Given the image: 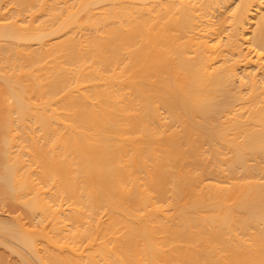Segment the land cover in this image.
<instances>
[{
	"label": "bare ground",
	"instance_id": "6f19581e",
	"mask_svg": "<svg viewBox=\"0 0 264 264\" xmlns=\"http://www.w3.org/2000/svg\"><path fill=\"white\" fill-rule=\"evenodd\" d=\"M14 1L0 264H264V0Z\"/></svg>",
	"mask_w": 264,
	"mask_h": 264
},
{
	"label": "rangeland",
	"instance_id": "374dc122",
	"mask_svg": "<svg viewBox=\"0 0 264 264\" xmlns=\"http://www.w3.org/2000/svg\"><path fill=\"white\" fill-rule=\"evenodd\" d=\"M199 2H201V1H203V0H198ZM198 2V3H199ZM97 7V6H96ZM29 7L27 6L25 9H22V10H18L17 9V5H16V3H15V1L14 0H0V14H2V13H6V14H9V13H12V12H14L15 10H17V12L18 13H20L21 15H23V16H26V14H28L29 13V9H28ZM35 9V8H34ZM13 14V13H12ZM10 15V14H9ZM81 16V14L79 15V17ZM12 19V18H11ZM43 19H45V17L43 18ZM8 20V19H7ZM7 20H4V21H1V22H9V21H7ZM226 25V22H223V23H218V25H217V28H218V30L220 29V27H221V25ZM52 36H54V35H46L44 38H43V40H46V43L48 42V44L49 43H55L56 41H58L59 39H61V38H63L64 36H61V38H59V39H55V38H52ZM31 48H35V45H32V47ZM0 67H2L1 69H0V74H4V73H6V74H10V73H13L14 75H19V76H22L23 77V81H24V83H29V78L25 75V72H24V70H26V69H23V68H21V67H17V66H15L16 68H14V69H11L5 62H3V61H1L0 60ZM34 74L36 75V76H39L40 75V72H38L37 70L34 72ZM4 94V89H3V87L0 85V96L1 95H3ZM29 95H30V97L33 99V98H35L36 97V95L33 93V92H30L29 93ZM6 96V95H5ZM36 101V100H35ZM11 102V99L9 98L8 99V103H10ZM4 109V105L3 104H1L0 103V116L2 115V113H3V110ZM178 124V127H177V130L179 131V133H180V135L183 133V126H182V124H179V123H177ZM19 133H20V130L19 129H15L14 131H12V135H19ZM3 131L1 130L0 131V136H3ZM17 136H15V139H16V142H17V138H16ZM18 142H20V140H18ZM184 148H187V145H184L183 146ZM202 148L203 149H208L209 148V146L207 145V144H204V145H202ZM12 150H14V148H11L10 149V151H12ZM0 154H1V152H0ZM231 155V153L230 152H228V154L225 156V157H229ZM2 157H3V159H2ZM203 157H204V168L203 169H200L199 171H200V174H201V176H207V175H209L211 172H213L214 171V168H213V164H212V161H211V159H212V154L210 153V151H206V153L203 155ZM1 160H4L5 161V155H4V153L1 155V157H0V161ZM6 160H8V157L6 158ZM31 168L32 169H34V170H37L38 169V166L36 165V164H32L31 165ZM36 175H34L33 176V178L35 177ZM264 180V179H263ZM45 188H50V186L49 187H45ZM21 198L20 199H17V198H11V199H8V198H6L3 194H2V191L0 190V219H3L4 217L6 218H8V220L10 219H14V216H16V217H19V218H21L22 219V221L23 222H29V220L30 219H32V215L30 214L29 215V213H27L26 212V210H25V208H24V206H23V204L21 203ZM182 202V201H181ZM165 206H171L172 208H171V210L169 211V214L170 215H173V216H175V213H176V211H177V209H178V206H179V204H173L172 203V197L170 196V194H168V198H167V200L163 203ZM8 214V215H7ZM102 214V213H101ZM10 215V216H9ZM12 215H14V216H12ZM9 216V217H8ZM15 217V218H16ZM105 217V216H104ZM103 217V218H104ZM7 218H6V220H7ZM36 220V219H35ZM6 239H8V238H6ZM10 240V239H9ZM0 248H2V247H0ZM166 248H168V247H166ZM3 249V248H2ZM1 251V250H0Z\"/></svg>",
	"mask_w": 264,
	"mask_h": 264
}]
</instances>
